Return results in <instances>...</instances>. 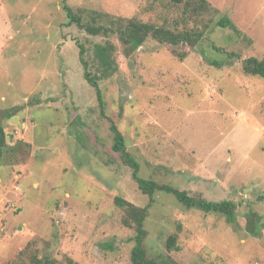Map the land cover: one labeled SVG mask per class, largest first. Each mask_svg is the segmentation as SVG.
<instances>
[{
	"label": "rangeland",
	"instance_id": "rangeland-1",
	"mask_svg": "<svg viewBox=\"0 0 264 264\" xmlns=\"http://www.w3.org/2000/svg\"><path fill=\"white\" fill-rule=\"evenodd\" d=\"M199 1L66 0L85 23L98 12L202 35L195 47L150 37L127 57L116 34L69 24L62 0H0V264H132L135 230L115 198L143 208L149 197L113 150L111 122L142 179L237 205L234 226L158 192L149 258L264 264V78L242 69L264 59V0H206L204 10ZM224 18L233 27L219 26ZM98 44L117 65L99 82L104 113L80 62L83 47L96 74Z\"/></svg>",
	"mask_w": 264,
	"mask_h": 264
},
{
	"label": "trees",
	"instance_id": "trees-1",
	"mask_svg": "<svg viewBox=\"0 0 264 264\" xmlns=\"http://www.w3.org/2000/svg\"><path fill=\"white\" fill-rule=\"evenodd\" d=\"M174 4L188 3L190 0H170ZM63 9L69 19V24H76L79 28L85 30L87 33L98 36H110L116 34L121 42L124 53L127 57L132 56L144 43L151 37L162 44H170L177 46L179 44H188L190 47L198 45L202 35L190 31L186 32H173L163 27H157L147 23H140L131 19L111 18L98 12H90L91 21L85 23L80 14L75 13L66 3L62 0ZM206 0L199 1V10L207 9ZM98 21H108L106 25L97 24ZM222 27H233L232 22L228 18L222 19L219 23ZM80 62L84 69L85 80L92 86L96 92V97L100 108L105 111V102L103 93L101 91L99 82L103 79L110 77L117 70L116 62L112 59V51L109 45L98 44L95 47V65L96 74L89 71V64L84 58V48L80 47ZM234 55L230 54L228 57L233 58ZM217 67H222L220 61H213ZM243 72L247 75L259 76L264 78V59L257 57H249L242 62ZM110 130L113 134V150L117 152L122 161L132 169V178L138 184L141 192L149 197V204L146 207H138L126 199L117 196L115 198V205L124 210L125 217L123 224L126 227H131L135 230V235L132 238L134 247L131 253L132 264H173L167 258H158V260L148 257L147 250L144 247V241L147 237V230L145 228V221L148 217L149 209L155 202V195L158 192H167L173 194L176 199L187 209H198L205 213H215L225 217L228 224H236V209L237 205L232 201L213 202L204 199L200 194L190 195L187 191L175 189L169 185L158 184L153 180L142 179L139 176L140 164L134 156H132L126 149V142L123 134L120 132L115 123L111 122ZM8 146L7 133L0 123V159L4 155V151ZM264 200V194L260 196ZM250 231V230H249ZM251 232V231H250ZM251 233H255L251 232ZM177 238L172 235L167 240L166 247L170 250H178L176 246ZM33 264H54L50 259H34Z\"/></svg>",
	"mask_w": 264,
	"mask_h": 264
}]
</instances>
